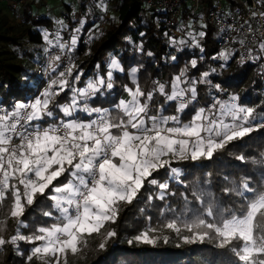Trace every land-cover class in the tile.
<instances>
[{"label": "snow or ice", "instance_id": "snow-or-ice-1", "mask_svg": "<svg viewBox=\"0 0 264 264\" xmlns=\"http://www.w3.org/2000/svg\"><path fill=\"white\" fill-rule=\"evenodd\" d=\"M58 23L63 27L62 21ZM79 32V28L75 29L69 41H62L59 32L53 40L45 31L44 41L60 50V54L51 57L47 69L55 75L34 99L17 101L11 110L0 107V209H4L5 201L10 202L0 220V233L6 230L8 219L16 222L15 234L8 238L0 234V249L10 244L23 255L19 252V242L23 241L33 245L25 264H32L33 260L39 264H68L69 254L80 253L93 234L103 237L99 247L104 248L107 240L116 236L115 229L106 225L116 223L121 205H131L142 189L152 186L159 191L155 197L149 193L147 203L151 204L154 198L164 201L160 216L169 218L154 227L152 217L147 216L146 227L129 244L135 241L154 245L161 236L152 234L168 229L187 244H214L230 254L229 264H264V190L251 186L249 180L238 188L224 189L226 195L240 198L239 208L219 210L203 190L191 193L195 204L184 193L182 208L167 202L168 196L176 195L169 191V182L182 183V169L173 167V163L211 160L229 143L264 128V113L241 104L237 94L226 100L214 96L206 107H195L197 86H212L208 77L216 69L201 73L198 79H189L188 66L172 78L170 92L166 91V84L154 82V88L147 93L137 80L138 69L133 68V87L124 86L127 98L119 99L113 110L93 107L90 101L111 91L114 72H122L123 68L113 58L104 75L90 79L84 87H76L82 73L73 77L77 66L71 62V54L77 47ZM205 35L204 31L187 32L194 47H200L199 38ZM170 41L177 43L172 38ZM238 42L244 46L246 41ZM258 48L264 54V40ZM247 54L253 60L261 58L254 56L251 48ZM64 55L69 63L57 72ZM232 57L233 50L225 49L213 59L224 61L220 65L223 68ZM197 63L192 59L191 68H196ZM214 87L222 91L219 85ZM67 92H71L68 101L58 103L57 97ZM156 94L164 97L165 104L175 102L174 114L164 115L163 105L156 114H149ZM189 106L194 108V114L185 122L181 117ZM237 159L244 162L246 158L240 155ZM161 170L167 177L163 182L154 175ZM38 197L51 201V210L43 211L47 220L25 235L21 229L28 227L27 209L37 203ZM184 232L189 234L183 235ZM162 238L167 243L169 237Z\"/></svg>", "mask_w": 264, "mask_h": 264}, {"label": "trees", "instance_id": "trees-1", "mask_svg": "<svg viewBox=\"0 0 264 264\" xmlns=\"http://www.w3.org/2000/svg\"><path fill=\"white\" fill-rule=\"evenodd\" d=\"M96 1L102 0L92 2L91 13L88 12L90 9L83 12L88 15L84 29L90 28L96 22L93 19L98 10ZM116 3L109 27L98 29L97 33L93 34L91 47L85 49L80 45L75 51L81 53L75 63L77 68L73 72V77L82 73L81 79L75 85L78 88L84 87L90 79L104 75L113 58L123 68L122 72H114V88L104 95L98 94L90 101L93 107L113 110V105L119 99L127 98L124 86L133 87L130 79L133 68L138 69L137 80L147 93L154 88V82L166 84V91L170 92L172 78L188 66L189 79H196L201 73L216 69L208 77L213 82L212 86H197L199 95L195 107H203L209 103L217 92L214 86L219 85L222 100H226L231 94H237L241 104L255 108L257 113H264V54L260 53L257 56L261 58L248 63H241L236 58L230 59L226 66L221 68L220 65L224 64V61L213 59L217 56V43L211 27L202 28L206 33L203 38H199L200 50L202 48L203 51L191 54L188 43L180 44L177 41L173 44L170 41L164 16L151 13L141 0H116ZM45 11L42 3L26 0L23 4L24 15L17 26L0 14V20H9L5 27H0V103L6 105L7 109H11L17 101H26L38 95L36 83L40 75L32 63L40 55L36 46L45 42L44 30L56 34L53 21ZM199 30L200 28H197L196 33ZM9 45L15 46L14 49H10ZM168 48L176 52V59L170 64L166 60ZM192 59L198 61L196 68L190 66ZM70 96L71 92L61 93L57 102L66 103ZM161 105L165 108L164 115L174 114L175 102L165 104L164 97L159 94L154 96L149 114H156ZM192 114L194 108L189 106L181 118L187 122ZM80 115L83 117L85 114ZM113 115H116L115 111ZM240 155L245 156L244 162L237 159ZM172 166L182 169V183L169 182V191L176 193L175 196L167 197V202L172 206L177 209L183 207L181 193L187 195L195 204L191 193L203 190L214 199L217 209L239 208L240 198L234 194L226 195L224 189L238 188L243 181L249 180L251 186L264 190V128L252 132L242 140L229 143L223 150L217 151L211 160L180 161ZM154 175L160 182L167 178L164 170ZM209 180L210 183H205ZM158 191L155 187L146 186V190H141L138 200L133 201L131 205L122 204L116 223L106 225V228L115 229L116 236L108 239L104 248H100L103 237L93 234L88 238L86 248L76 256L69 254L68 264H229L230 254L215 248L214 244L207 241L187 244L168 229L152 234L161 236L154 245L135 241L129 244V240L146 227L147 216L152 217L151 223L154 227H159V224L169 218L167 215L160 216L164 201L154 198L151 204L147 203L149 193L155 197ZM9 203L5 201L4 209H0V220L4 219ZM50 205L51 201L43 197L37 198V203L27 209L25 219L28 227L21 229L23 234L32 233L38 224L47 220L42 216V212L51 210ZM141 208L145 211L141 212ZM15 229L16 222L8 219L6 230L0 234L8 238L15 234ZM164 235L169 237L167 243L162 238ZM32 246L23 241L19 242V252H23V255H20L14 246L5 245L0 249V264H25L28 250ZM32 264L39 262L33 260Z\"/></svg>", "mask_w": 264, "mask_h": 264}, {"label": "built area", "instance_id": "built-area-1", "mask_svg": "<svg viewBox=\"0 0 264 264\" xmlns=\"http://www.w3.org/2000/svg\"><path fill=\"white\" fill-rule=\"evenodd\" d=\"M26 0H7L12 9H17L19 16L17 22L21 23L23 10L19 11L22 4ZM94 0H80L78 8L75 10L66 9L63 13L64 25L61 30L62 41H69L73 31L80 29L79 41L77 47L82 45L85 49L91 47L93 32L98 29L109 27L110 20L114 13L116 0L96 1L97 12L94 15V24L88 29H84L81 17L84 10L88 9ZM145 8L153 14H161L167 21L169 39L176 41L184 40L190 46V53L195 54L200 50V47H194L191 39L187 36L188 31H196L197 28L211 27L216 36L217 52L216 55L225 50H233V57L241 63H248L250 59L247 54L249 48L253 49V55L260 54L258 44L264 40V0H141ZM256 13L257 15H253ZM9 20H0V27H5ZM86 24V23H85ZM191 25V28L188 27ZM251 26V32L249 31ZM240 39H245V45L241 46L238 42ZM40 51L39 57L32 62L35 70L40 75V79L36 83V91L38 94L47 86L48 81L53 76L47 71L51 57L60 54L59 48L50 47L47 42L37 44ZM76 47V48H77ZM45 49H48L46 52ZM76 51V49H75ZM73 52L71 54V62L76 63L81 53ZM172 57H176V52L172 48L166 50L167 63H172ZM69 63L67 55L62 56L60 66L57 72L64 70V67ZM197 76L196 79H198ZM211 84L213 85L212 80ZM215 91H217L215 89ZM264 91V86L262 88ZM214 96L220 98L219 92L214 93ZM213 96V97H214ZM31 98L29 100H32ZM213 99V98H212ZM221 99V98H220ZM26 100L25 102L29 101ZM212 100L204 105L206 107ZM0 107L7 109L6 105L0 103Z\"/></svg>", "mask_w": 264, "mask_h": 264}, {"label": "rangeland", "instance_id": "rangeland-1", "mask_svg": "<svg viewBox=\"0 0 264 264\" xmlns=\"http://www.w3.org/2000/svg\"><path fill=\"white\" fill-rule=\"evenodd\" d=\"M77 1H78V3L75 4ZM35 2L36 3L37 2L38 3L39 2L42 3L43 4V7H45L46 9H48L49 7L52 8V11L50 12L49 15H50V17H51V19L53 21V24H54V28L56 30V33L59 32V34H61L62 27L58 23V21H62L63 22V25H64L63 13L65 12V10L66 9H72V10L75 9L76 10L78 8L79 4H80V0H73L71 2V5H68L67 3H65L66 2L65 0H35ZM61 2H62V6H59L61 4ZM23 4L21 6L22 10H23ZM95 5H96V3H95ZM55 7H57V8H55ZM91 8H92V6L90 5V7L88 8V9H90V11H88L90 13L92 11ZM92 13H94V12H92ZM95 13H94V15H95ZM0 14L3 15L4 17L9 18L10 21H11V23L14 24V26L19 25L18 24L19 22H17V20H16V18L19 16L18 10L17 9H15V10L12 9L10 7V5L8 4L7 0H0ZM82 16L83 17H81V22H82V25L85 26L86 20L88 19L87 18L88 15L87 14L85 15L83 13ZM93 19H94V16H93ZM45 31H47V30H44L43 32H45ZM200 31H204V30L203 29H200L198 32H200ZM194 32H196V31H194ZM95 33H97V32L96 31L93 32V34H95ZM54 36H55V32H52L51 34L49 33V39H53L54 40L55 39ZM8 47L13 50L15 46L9 45ZM36 48L38 49L37 46H36ZM198 95H199V92H198Z\"/></svg>", "mask_w": 264, "mask_h": 264}, {"label": "crops", "instance_id": "crops-1", "mask_svg": "<svg viewBox=\"0 0 264 264\" xmlns=\"http://www.w3.org/2000/svg\"><path fill=\"white\" fill-rule=\"evenodd\" d=\"M66 2L65 3H67L68 5H71V2L73 1V0H65ZM78 3V1L75 3V4H77ZM59 6H62V2H61V4L59 5ZM55 8H57V7H55ZM72 8V7H71ZM22 9H20L19 11H21ZM61 10V9H60ZM52 11V8H48V9H46V15H48L49 17H50V12ZM51 18V17H50ZM55 37V36H54ZM53 37V38H54ZM138 78V77H137Z\"/></svg>", "mask_w": 264, "mask_h": 264}]
</instances>
